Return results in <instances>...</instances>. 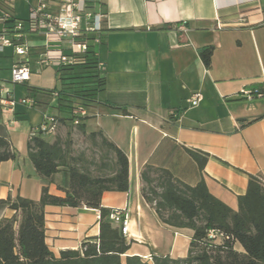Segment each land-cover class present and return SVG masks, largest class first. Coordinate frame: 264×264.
I'll return each mask as SVG.
<instances>
[{"label":"crops","instance_id":"1","mask_svg":"<svg viewBox=\"0 0 264 264\" xmlns=\"http://www.w3.org/2000/svg\"><path fill=\"white\" fill-rule=\"evenodd\" d=\"M22 1L27 14L39 2ZM81 1L94 15L104 16L101 31L89 36L100 39L95 49L106 84L98 103L88 110L86 134L102 133L129 160V191L105 192L101 206L127 211L128 241H134L128 256L186 258L193 232L161 222L142 196V173L147 167L165 170L191 187L203 178L211 195L233 211L239 210L238 198L246 194L250 176L264 184V98L249 101L242 95L244 90H264V0ZM14 4L7 9L15 19L26 21L19 18ZM86 25L84 19L82 30ZM10 26L0 24V31ZM53 39L26 32L21 43L29 55L18 56L14 50L9 56L7 50L14 48H6L0 58L1 78L5 70L11 80L16 64H26L32 72L24 84L11 80V86H6L0 80V98L16 101L0 110V138L18 154L17 159L0 164V201L41 199L48 182L37 175L27 145L30 131L45 116L59 117L57 134L47 142L65 140L69 133L75 137L76 132L86 138L61 121L71 115L58 105V87L40 88L35 98L30 92L36 89L30 83L39 70L54 69L59 82L56 67L39 64L49 50L67 52V42ZM208 47L213 48L209 68L200 57ZM195 93H201L203 100L192 108L188 101ZM22 99L34 100L35 106L20 103ZM189 151L207 157L203 171ZM64 181L62 172L56 174L50 193L65 196ZM98 211L47 206L46 243L51 252L59 258L61 252L79 250L87 239H97ZM14 214L0 205V221Z\"/></svg>","mask_w":264,"mask_h":264},{"label":"trees","instance_id":"2","mask_svg":"<svg viewBox=\"0 0 264 264\" xmlns=\"http://www.w3.org/2000/svg\"><path fill=\"white\" fill-rule=\"evenodd\" d=\"M88 41L90 50L81 56L80 63L57 71L61 88L56 96L59 107L63 106L71 115L61 121L69 122L70 128H77L95 146L99 138L104 152L99 163L85 152L77 154L70 133L65 140L57 138L53 144L40 136L29 140V160L48 185L43 187L38 202L22 197L0 201V205L15 213L12 218L0 221V264H264V184L258 177L250 176L246 194L238 198L239 210L233 211L211 195L203 178L191 187L174 179L168 171L151 167L142 173L144 200L163 224L191 230L193 236L188 255L183 259L152 255V263H148L139 256H128L134 241H128L112 225L111 210L101 206L105 192L129 191L128 157L102 133L86 134L84 122L89 116L73 115L77 109L89 113L106 84L98 67L94 38L89 37ZM212 55L211 47L200 51L207 68L211 66ZM30 92L35 98L41 90L30 89ZM56 119L59 123V117ZM189 153L203 171L207 157L196 151ZM17 157L9 142L0 138V164ZM61 172L65 178L61 188L63 197L49 191L54 176ZM47 206L99 210V237L87 239L79 250L61 252L57 258L46 243ZM211 232L216 234L213 239L209 236ZM237 246L241 250L235 249Z\"/></svg>","mask_w":264,"mask_h":264},{"label":"built area","instance_id":"3","mask_svg":"<svg viewBox=\"0 0 264 264\" xmlns=\"http://www.w3.org/2000/svg\"><path fill=\"white\" fill-rule=\"evenodd\" d=\"M15 0H0V24L3 26L11 25L8 28L3 27L0 31V58L6 48H14L15 54L22 57L29 55V49L22 45L26 32L43 33L48 37H53L57 42H67V52L60 49L49 50L39 60L43 67H56L58 70L64 67L74 66L80 63L81 56L90 50L88 38L90 33H99L102 28L104 16L94 15L87 10L86 4L81 0H39L36 8H31L29 17L26 21L17 20L7 9L14 4ZM87 20L86 29L82 30L83 20ZM180 29H185L184 25ZM100 39L94 38V44H99ZM99 70L103 71L104 65L99 62ZM31 69L26 64H16L11 70V80L14 84H24L31 80ZM6 94H9L6 91ZM242 95L249 101L264 98L261 90H244ZM203 100L201 93H195L189 99V105L192 108L197 107ZM22 104L35 106L32 99L20 100ZM15 100H4L0 98V110L5 111L7 107H13ZM74 116L85 117L88 113L85 110H74ZM75 124H78L76 119ZM58 121L55 116H45L43 123L33 128L29 133V140L36 137H48L57 134ZM101 213L98 211V219ZM109 221L118 228L121 234L128 239L130 237V220L126 210H112L109 215ZM210 238L216 237L211 232ZM147 259V258H144Z\"/></svg>","mask_w":264,"mask_h":264},{"label":"rangeland","instance_id":"4","mask_svg":"<svg viewBox=\"0 0 264 264\" xmlns=\"http://www.w3.org/2000/svg\"><path fill=\"white\" fill-rule=\"evenodd\" d=\"M14 8L17 12V15L20 19L27 20L29 17V14H27V11L25 9V3L22 0H16V3L14 4ZM14 52V49H8L7 55L12 56ZM6 59L3 58L2 61H6ZM5 62H2L1 64H4ZM37 69V67H34ZM40 68L38 67V70ZM9 71L2 70L0 80L6 85L11 86V80L9 79ZM30 87L40 89V88H46V89H52L55 87L61 88L60 82L56 80L55 76V70H39L38 73L33 75V80L30 83ZM50 113H53V110H50ZM77 136L72 137V139L75 141L74 145H76V148H74V151L79 154L82 152H85L89 157H94L96 161L99 163V159L104 152V150L99 146L100 145V139H97V146L93 145V143L87 139L84 138L82 135H80L78 132H76ZM45 137L47 140H51L52 137ZM104 174H108V172H103ZM152 176L157 177L156 174H153ZM237 250H241L239 246L235 247ZM145 262L152 263V258L143 259Z\"/></svg>","mask_w":264,"mask_h":264}]
</instances>
